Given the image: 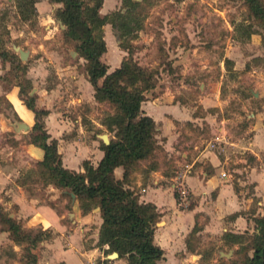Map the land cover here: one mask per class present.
<instances>
[{
  "label": "rangeland",
  "instance_id": "rangeland-1",
  "mask_svg": "<svg viewBox=\"0 0 264 264\" xmlns=\"http://www.w3.org/2000/svg\"><path fill=\"white\" fill-rule=\"evenodd\" d=\"M109 1L111 10L103 16L106 23L95 32L106 44L102 59L108 72L120 67L123 61H131L152 74L153 87L144 91L141 108L152 106L155 97L161 94L162 102L188 105L191 116L181 123V135L197 141L200 148L207 143L214 149L218 146L212 139L216 137L215 129L219 125L225 126L228 136L247 138L250 135V113L260 106L249 91L253 86L250 79L256 73L254 70H264V22L252 15L245 0ZM133 1L139 3L131 14L137 20L131 19L132 31L121 35L115 26L119 23L117 15L126 13ZM20 4L18 0H0V53L7 52L5 58L0 57V264H48L38 247L41 242L54 237L51 230L46 229L49 237L37 243L33 250L27 249V239L17 245L11 234L5 231L7 216L23 226V217L11 200L19 186L25 188L26 195L41 201L45 198L46 186L51 185L46 181L39 161L28 156L26 146L32 131H16L10 125L16 119L10 104L11 89L21 88L22 98L33 96L38 109L57 110L60 118L90 121L91 117L97 120L100 125L92 131L99 134L96 140L100 148L105 144L100 135H107L109 142L116 138V121L120 113L106 101L91 99L82 78V74L87 75V62L76 51L75 43L66 40L65 26L60 28L54 15L39 17L37 12ZM13 46L29 51L25 61L20 60ZM11 53L17 55L19 62L14 61ZM35 87H38L37 91ZM218 89L219 99L216 96ZM19 109L27 117L33 113L22 105ZM46 115H39V123L44 125ZM82 135L91 134L82 132ZM154 139V150L147 159L152 161L148 164L150 166L156 162V155H162L164 151L156 123ZM36 150L41 153L40 148ZM228 155L234 160L228 168L255 163L253 156L240 147L231 148ZM261 162L264 164V156L257 164ZM135 166L133 171L139 169L140 162ZM180 168L185 169L178 166L173 170L180 171ZM184 196V201L179 199L180 205L167 207L170 218L178 217L179 212L195 203L194 196L188 193ZM163 222L158 217L155 225L161 227ZM194 227L198 229L197 225ZM39 229L28 231L33 235ZM180 232L171 241L177 260L171 254L167 259L169 264L178 261L228 264L227 257L221 254L228 253L230 246L221 239H208L194 231L187 237L186 250L184 234L187 232Z\"/></svg>",
  "mask_w": 264,
  "mask_h": 264
},
{
  "label": "crops",
  "instance_id": "crops-1",
  "mask_svg": "<svg viewBox=\"0 0 264 264\" xmlns=\"http://www.w3.org/2000/svg\"><path fill=\"white\" fill-rule=\"evenodd\" d=\"M110 4L109 0L102 1L99 8L100 16L109 13ZM34 6L37 15L45 17L54 15L55 9L61 4L50 0H36ZM57 21L60 28H63L62 22ZM254 72L256 73L252 74L253 78L250 79L253 86L249 91L260 106L250 113L251 122L248 131L250 135L246 138L232 137L229 134V137L225 126L219 125L215 129L216 137L212 139L218 145L215 149L210 143L200 148L197 146V141L181 135V123L191 116V108L188 105L162 102L161 94L155 97L152 106H142L144 113L152 117L156 123V130L161 138L159 142L162 143L164 151L162 155H156L153 166L148 165L152 161H140L139 169L133 172L130 180L125 182V186L134 191L139 202L154 204L159 217L164 220L161 227L154 226V243L164 252L162 258L157 261L158 264H169L167 259L171 254L177 260L175 252L172 251L174 244L171 241L173 242L181 234V230L187 232L184 234L187 250V237L194 230L195 225L198 226L196 233H201L208 239H221L224 243L225 233L240 234L245 231L252 233L254 217L264 216V164L263 162L257 164L264 156V70H254ZM82 78L84 86L91 94V99H94V91L88 75L84 73ZM37 90L38 87H35V91ZM45 93L49 94L46 90ZM219 94L218 89L216 94L218 99ZM9 95L16 117L10 125L22 122L28 126L27 132L30 133L35 122L34 113L27 117L20 112L19 105L24 107L26 105L19 95V87H13ZM82 98L81 96L78 100L81 102ZM44 109L47 110L44 129L49 134V139L58 141L62 165L77 172H83L84 160L97 165L104 154L96 140L99 134L92 131L93 128L97 130L100 125L98 121L91 117H89L90 121H84L83 118L69 121L58 117L60 115L57 110L51 109L50 112L48 108L44 107ZM82 132L91 135H82ZM37 147L40 148L29 139L26 146L27 153L36 162L41 161L43 157V150L40 148L41 153H39ZM235 147L243 148L250 153L255 163L228 168L229 164H234L228 153ZM178 166H184L185 169L173 170ZM123 173L124 169L121 166L114 169L116 179L122 180ZM178 189L194 196L195 203L179 212L178 217L170 218L166 213L167 207L180 205L179 199L181 201L186 199L185 196L180 197L176 194ZM25 191V188L19 186L18 194L16 193L11 200L23 217L24 228L38 227L49 229L54 233L53 238L48 242H41L38 247L48 264H101L104 260L112 264L127 263L124 257L109 259V253H105L108 245H98L103 221L98 207L84 212L72 191L52 184L46 186L45 198L41 201L35 196L26 195ZM71 193L75 195L74 198ZM236 248L237 246L230 247L232 257ZM183 254H186L185 251ZM226 260L228 261V258ZM182 262L178 261L177 264H188L187 261Z\"/></svg>",
  "mask_w": 264,
  "mask_h": 264
},
{
  "label": "trees",
  "instance_id": "trees-1",
  "mask_svg": "<svg viewBox=\"0 0 264 264\" xmlns=\"http://www.w3.org/2000/svg\"><path fill=\"white\" fill-rule=\"evenodd\" d=\"M50 1L61 4L55 9L54 16L65 26L63 34L66 40L75 43L76 51L87 62L86 72L94 88V98L115 106L120 114L116 121V138L110 139L108 145H101L104 153L101 160L96 166L84 160V171L77 172L62 165L57 140L49 139L43 123H39V115H46L47 111L38 109L34 97L27 92L26 99L21 98L35 115L30 140L43 150L42 160L39 161L42 173L48 184L72 191L82 211L100 209L103 221L98 245H108L105 253L117 252L119 258L127 259L126 264H158L164 253L154 243V226L159 213L154 204L139 202L134 191L125 186L137 162L149 159L156 144L155 121L141 108L144 91L153 87L152 74L131 61H123L120 67L108 72L102 59L106 51L105 41L102 36L95 35L106 23V17L99 14L103 0ZM245 1L252 15L264 22V1ZM18 2L27 10L36 12V0ZM137 5L139 3L133 1L126 8V13L117 15L119 23L115 26L121 35L132 31L129 21L136 19L131 14ZM11 54L14 61L19 62L17 55ZM6 56V51L0 53L2 59ZM100 79L101 82L98 81ZM22 94L20 88L19 95ZM118 166L124 169L122 180L114 176V169ZM253 221L252 233H225L224 243L230 247L237 246L236 257L229 258L228 264H264V216L254 217ZM4 222L7 224L5 231L11 234L17 245L26 239L29 241L27 249L33 250L37 243L49 237V231L41 228L32 235L14 218L7 216Z\"/></svg>",
  "mask_w": 264,
  "mask_h": 264
},
{
  "label": "water",
  "instance_id": "water-1",
  "mask_svg": "<svg viewBox=\"0 0 264 264\" xmlns=\"http://www.w3.org/2000/svg\"><path fill=\"white\" fill-rule=\"evenodd\" d=\"M59 22L61 23V21H59ZM62 27H64V26L62 25ZM13 49L15 50V52L18 53L19 58H20L21 61H25L27 59V57L29 55V51L28 50L24 51L23 49H21L18 46H13ZM13 126H14L16 131L20 130V129H23V130L26 131L28 129V126L26 124L22 123V122H17ZM100 137L103 140V142L105 143V145L109 144V139H108L107 135L102 134V135H100ZM71 196L74 198L75 195L73 193H71ZM230 254H231V251H229L228 253H224V252L222 253V255H224L227 258L230 257ZM117 257H118V253L117 252H112L108 256L109 259H115Z\"/></svg>",
  "mask_w": 264,
  "mask_h": 264
},
{
  "label": "built area",
  "instance_id": "built-area-1",
  "mask_svg": "<svg viewBox=\"0 0 264 264\" xmlns=\"http://www.w3.org/2000/svg\"><path fill=\"white\" fill-rule=\"evenodd\" d=\"M178 194H179L180 197H183L184 194H185V192L182 191L181 189H178ZM101 264H111V263H110V262H106V261L104 260V261H102Z\"/></svg>",
  "mask_w": 264,
  "mask_h": 264
}]
</instances>
